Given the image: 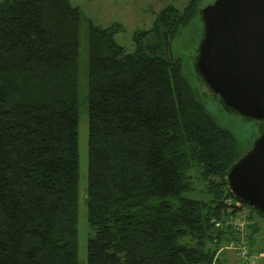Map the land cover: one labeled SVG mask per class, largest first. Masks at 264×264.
<instances>
[{
  "label": "trees",
  "instance_id": "obj_1",
  "mask_svg": "<svg viewBox=\"0 0 264 264\" xmlns=\"http://www.w3.org/2000/svg\"><path fill=\"white\" fill-rule=\"evenodd\" d=\"M174 2L135 33L133 50L115 37L120 23L89 21L83 72L79 5L0 0V264H80L83 203L86 264H216L235 237L216 221L236 210L226 176L252 141L220 124L203 84L173 54L174 39L200 25L202 7Z\"/></svg>",
  "mask_w": 264,
  "mask_h": 264
},
{
  "label": "water",
  "instance_id": "obj_2",
  "mask_svg": "<svg viewBox=\"0 0 264 264\" xmlns=\"http://www.w3.org/2000/svg\"><path fill=\"white\" fill-rule=\"evenodd\" d=\"M194 74L227 111L259 123L227 172L233 196L264 214V0H214L199 10Z\"/></svg>",
  "mask_w": 264,
  "mask_h": 264
},
{
  "label": "rangeland",
  "instance_id": "obj_3",
  "mask_svg": "<svg viewBox=\"0 0 264 264\" xmlns=\"http://www.w3.org/2000/svg\"><path fill=\"white\" fill-rule=\"evenodd\" d=\"M188 1L175 0L174 4L182 9ZM212 1L202 0V6ZM71 2L79 5L83 13V24L80 31V62L81 70L84 72L88 61L87 23L89 21L102 26L120 23L122 29L116 33L115 37L120 44L125 45L129 50H133L135 33L138 30L150 28L156 13L167 4L172 3L173 0H71ZM201 28L200 22L198 27L184 29L174 39L172 45L173 54L175 56L180 55L183 58V64L185 67L188 65L187 71L190 73L193 71L191 54L199 41ZM202 89L204 91V103L220 124L230 129L242 143L247 144L253 141L258 131L259 123L253 120H246L236 113L227 111L218 102L217 98L212 96L205 85L202 86ZM86 93L84 89H81L79 106L80 198L82 202L85 201L86 196L88 167L89 113ZM201 187L202 185L199 183L198 188ZM254 219L264 224V219L258 215H254ZM78 227L80 264H86L88 223L85 203L80 208ZM262 240L264 248V239ZM252 252H254V264H264V257H260L255 249H252ZM216 264H238V259L233 250L225 249Z\"/></svg>",
  "mask_w": 264,
  "mask_h": 264
},
{
  "label": "built area",
  "instance_id": "obj_4",
  "mask_svg": "<svg viewBox=\"0 0 264 264\" xmlns=\"http://www.w3.org/2000/svg\"><path fill=\"white\" fill-rule=\"evenodd\" d=\"M227 203L236 210L223 220L216 221V226L234 230L235 237L229 241L228 248L234 250L238 264H254V255L251 254L248 237V228L254 222L252 211L246 203L235 197L227 198Z\"/></svg>",
  "mask_w": 264,
  "mask_h": 264
},
{
  "label": "crops",
  "instance_id": "obj_5",
  "mask_svg": "<svg viewBox=\"0 0 264 264\" xmlns=\"http://www.w3.org/2000/svg\"><path fill=\"white\" fill-rule=\"evenodd\" d=\"M255 221H256L257 225H254L252 223L250 225V227L248 228V237H249V241H250V251H251V254L254 255V252H252V249H255L258 252L260 257H264V248L262 246V244H263L262 239H264V224H263V222L258 221L257 219ZM228 243H229V241L223 244V247L221 248V250L217 254L218 258L225 249H230V248H228ZM230 250H232V249H230Z\"/></svg>",
  "mask_w": 264,
  "mask_h": 264
}]
</instances>
